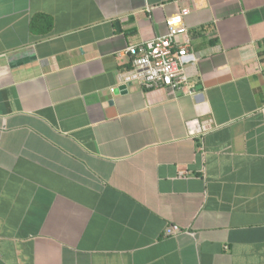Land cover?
Listing matches in <instances>:
<instances>
[{"label": "crops", "instance_id": "crops-1", "mask_svg": "<svg viewBox=\"0 0 264 264\" xmlns=\"http://www.w3.org/2000/svg\"><path fill=\"white\" fill-rule=\"evenodd\" d=\"M0 264H264V0H0Z\"/></svg>", "mask_w": 264, "mask_h": 264}, {"label": "built area", "instance_id": "built-area-1", "mask_svg": "<svg viewBox=\"0 0 264 264\" xmlns=\"http://www.w3.org/2000/svg\"><path fill=\"white\" fill-rule=\"evenodd\" d=\"M188 14L187 9L181 11L178 16L167 19L164 34L126 48L125 54L131 58L132 69L145 89H168L174 95L187 84L185 69L197 61L190 51L184 24ZM180 232L178 226L168 225L164 236L173 237Z\"/></svg>", "mask_w": 264, "mask_h": 264}, {"label": "water", "instance_id": "water-1", "mask_svg": "<svg viewBox=\"0 0 264 264\" xmlns=\"http://www.w3.org/2000/svg\"><path fill=\"white\" fill-rule=\"evenodd\" d=\"M123 89V87H121L119 90Z\"/></svg>", "mask_w": 264, "mask_h": 264}]
</instances>
